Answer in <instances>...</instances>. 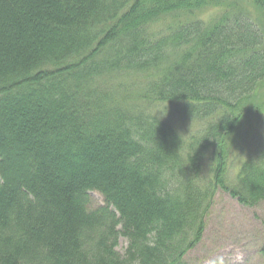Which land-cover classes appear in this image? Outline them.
Segmentation results:
<instances>
[{
	"label": "trees",
	"instance_id": "1",
	"mask_svg": "<svg viewBox=\"0 0 264 264\" xmlns=\"http://www.w3.org/2000/svg\"><path fill=\"white\" fill-rule=\"evenodd\" d=\"M221 1L0 0V264H186L218 191L264 202V24Z\"/></svg>",
	"mask_w": 264,
	"mask_h": 264
},
{
	"label": "rangeland",
	"instance_id": "2",
	"mask_svg": "<svg viewBox=\"0 0 264 264\" xmlns=\"http://www.w3.org/2000/svg\"><path fill=\"white\" fill-rule=\"evenodd\" d=\"M223 2L225 6L231 7V0L221 1ZM224 8L211 9L203 15L204 19L220 14ZM238 8L247 12L255 22L261 21V24H264V18H260V13L249 1H240ZM171 119L186 135L197 132L195 126L187 123L188 121L184 122L176 114ZM252 120L257 122L254 118ZM253 126L252 134L244 136L242 132L233 148L231 155L233 173L246 160L245 158L255 152L254 147L259 138L256 130L262 127ZM89 199L87 210L90 212L106 207L105 198L99 192L92 191ZM212 204L203 240L184 258L186 264H264V202L252 208L242 206L226 192L218 191ZM127 246L128 240L120 238L116 251L124 256Z\"/></svg>",
	"mask_w": 264,
	"mask_h": 264
}]
</instances>
